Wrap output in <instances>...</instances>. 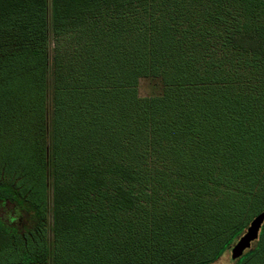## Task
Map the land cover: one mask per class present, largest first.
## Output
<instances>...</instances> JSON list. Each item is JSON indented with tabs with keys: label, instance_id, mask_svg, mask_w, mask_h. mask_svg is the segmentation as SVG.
<instances>
[{
	"label": "trees",
	"instance_id": "obj_1",
	"mask_svg": "<svg viewBox=\"0 0 264 264\" xmlns=\"http://www.w3.org/2000/svg\"><path fill=\"white\" fill-rule=\"evenodd\" d=\"M257 6L0 0V208L13 213L0 264H212L231 250L264 211ZM145 78L159 94L138 97ZM154 167L169 183L155 197ZM234 262L264 264V224Z\"/></svg>",
	"mask_w": 264,
	"mask_h": 264
},
{
	"label": "rangeland",
	"instance_id": "obj_2",
	"mask_svg": "<svg viewBox=\"0 0 264 264\" xmlns=\"http://www.w3.org/2000/svg\"><path fill=\"white\" fill-rule=\"evenodd\" d=\"M258 1H260L264 5V0H258ZM228 11L231 12L232 17H237V15H243L242 10L239 8V5L235 4V2L233 3L232 8L228 9ZM263 11H264V8L257 6L256 11L252 10L251 15L252 16L257 15L258 20H260L262 23H264V12ZM141 14L142 13L137 15L135 17V19H134V15L131 17L133 20L137 21L141 17ZM238 20H241V18H237V21ZM237 21L235 23H237ZM231 29L233 30V27L226 26L225 24H223L221 29L218 31L219 38H218L217 42L221 43L224 40L223 37L226 36ZM223 52L228 53L221 48L219 55L222 56ZM229 59H232L234 62H236V61L243 62L245 60V57H239L235 53H233V51H231V52H229ZM137 91H138V97L139 98H148V97L159 94L160 93V86L154 80H151L148 78L140 79L139 83H138ZM164 165H165V162L163 164H158V169L164 170L167 172V170L165 169L166 166H164ZM154 169H155V167L152 168V172H149L147 174L148 180H149V184H148L149 190H146V192L151 193L150 189H152L153 190L152 193L155 197V192L158 195L162 194V192L166 189L162 185L163 184L169 185V183L166 181V178H164L161 174L156 173L154 171ZM159 190H162V191H159ZM254 192H255V195L257 196V201H256L257 207L261 210V208L264 207V183H263V185H259V189H256ZM166 193L170 194V192H168V191H166ZM250 204H251V202H249V205ZM252 208H254V205L252 206ZM150 210H152V208ZM150 210L146 207L145 203H142L141 206L139 207L138 211H136V215L137 214L142 215L145 212H150ZM12 214H13L12 210H10V208H8V206H6L4 208H0V218L3 221L8 222L9 217H11ZM250 216H251V214H248V212L245 211L244 214L242 215V222H247L251 218ZM245 230L246 229H244L242 231V234L239 237H241L245 233ZM239 237L237 238V240L239 239ZM234 244L235 243H233V245ZM212 264H237V263L234 262L233 260H231L230 251H226L219 259L214 261Z\"/></svg>",
	"mask_w": 264,
	"mask_h": 264
},
{
	"label": "water",
	"instance_id": "obj_3",
	"mask_svg": "<svg viewBox=\"0 0 264 264\" xmlns=\"http://www.w3.org/2000/svg\"><path fill=\"white\" fill-rule=\"evenodd\" d=\"M264 224V211L257 215L247 227L245 233L238 239L230 250L231 260L240 259L244 253L251 249L252 244L258 240L261 228Z\"/></svg>",
	"mask_w": 264,
	"mask_h": 264
}]
</instances>
